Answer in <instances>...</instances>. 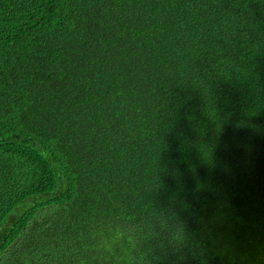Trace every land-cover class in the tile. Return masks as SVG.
Returning a JSON list of instances; mask_svg holds the SVG:
<instances>
[{
    "label": "trees",
    "instance_id": "trees-1",
    "mask_svg": "<svg viewBox=\"0 0 264 264\" xmlns=\"http://www.w3.org/2000/svg\"><path fill=\"white\" fill-rule=\"evenodd\" d=\"M0 264H264V0H0Z\"/></svg>",
    "mask_w": 264,
    "mask_h": 264
}]
</instances>
